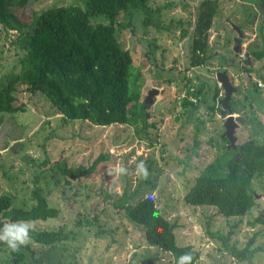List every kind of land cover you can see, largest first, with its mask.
<instances>
[{
    "label": "rangeland",
    "instance_id": "rangeland-1",
    "mask_svg": "<svg viewBox=\"0 0 264 264\" xmlns=\"http://www.w3.org/2000/svg\"><path fill=\"white\" fill-rule=\"evenodd\" d=\"M198 2L148 0V6L162 7V28L149 26L143 33L141 16L133 14L131 26L116 34L130 51L143 78L140 101L145 103L148 90L154 87V100L165 104L160 110L152 104L145 105L146 122L153 124L146 128L152 145L147 137H135L132 125L97 126L81 120L65 121L42 95L29 94L22 85H16L14 103L21 104L23 109L0 116V193L11 194L14 206H28L32 176L43 171L46 179L40 175L37 186L42 187L49 205L55 206L58 213L55 218L37 222L36 227L62 228L64 232L62 240L53 246L30 243L35 259L27 257L23 264H172L169 253L146 246L139 227L111 205L123 190L131 196L129 204L146 195L153 197L160 213L175 224L177 244H190L199 250L195 264H264V174L251 185L257 203L241 217H223L212 206H193L183 200L203 165L253 134L256 139L264 138V57L248 56V63L242 62L234 50L237 35L226 22L228 19L242 29L238 53L243 52L246 57L247 50L264 43V30L258 31L257 27L262 21L261 9L238 0H218L214 29L208 30L211 56L207 65L191 68L189 44L193 9ZM74 4L80 5L81 0H29L23 20L29 21L31 28L42 9ZM128 18L124 12L117 16L119 20ZM96 21L107 23L104 19ZM15 34L0 25V78L19 68L18 58L23 50L12 43ZM221 69L232 85L229 106L234 114L245 119L235 129L232 143L220 137L228 116L221 114V104L211 112L196 97L195 110L190 111L192 107H184L176 99L181 90L186 92L187 86L195 87L201 81L205 83L201 91L210 98L212 86H220L215 72ZM208 77L214 81H207ZM219 97L223 98L222 90ZM99 154L103 158L94 171L79 180L64 184L57 171L50 176V165L55 160L65 159L69 166H88ZM45 157L48 161L39 166ZM141 161L148 170L146 178L137 173ZM120 166L127 169L126 174L116 173ZM53 177L58 183L52 181ZM258 214L262 223L248 225ZM229 230L232 233L228 243L238 248L252 239L251 247L258 250L249 262L236 263L221 242L208 233L224 235ZM6 251L1 245L0 264L10 260Z\"/></svg>",
    "mask_w": 264,
    "mask_h": 264
},
{
    "label": "trees",
    "instance_id": "trees-1",
    "mask_svg": "<svg viewBox=\"0 0 264 264\" xmlns=\"http://www.w3.org/2000/svg\"><path fill=\"white\" fill-rule=\"evenodd\" d=\"M238 1L261 9L262 21L257 27L258 31L264 30V0ZM28 2L29 0H0V25L4 30L16 33L12 43L23 50L18 58V70L0 78V116L23 109L21 104L14 103L16 85L19 84L27 93H37L46 98L65 121L81 120L97 126L132 125L135 137H147L148 144L152 145L153 140L148 137L146 128L153 124L146 122V104L140 101L139 88L143 78L139 68L133 64L130 51L123 46L116 34L131 26L130 17L133 14L141 16L143 33L149 26L161 29L159 15L162 7H150L148 0H81L80 5H59L42 9L30 28L29 21L25 18L23 20ZM217 7L216 0H200L197 4L189 44L188 67L207 65L211 56L208 30ZM120 12L126 13L128 20L117 19ZM97 19H104L107 23L96 21ZM247 54L253 59L263 58L264 43L259 48L247 50ZM245 58L244 56L241 61L244 62ZM243 68L248 69L246 66ZM212 80L213 78H207L209 82ZM204 84L201 81L195 87H186L185 94L194 97L195 102L184 97L179 103L187 108L192 107L190 111H194L196 97H199L209 111L219 109V93L222 88L214 84L208 98V94L201 91ZM252 84L254 91H257L256 85ZM237 126L234 127V132ZM234 132L233 136H236ZM220 137L228 142L223 133ZM102 158L99 154L88 166H69L65 159L55 160L51 163L52 167L50 165V176L57 171L61 181L70 184L83 175L92 173ZM47 161L45 157L39 166L45 165ZM262 174L264 138L256 139L253 134L203 165L184 193L183 200L193 206H212L223 217H241L257 203L251 185ZM40 175L46 179L41 170L32 176L29 195L31 203L28 206H14L11 194L0 193V227L5 224L4 220L12 222L32 219L37 223L57 217L58 209L49 205L42 187L37 186ZM52 181L58 183L55 177ZM130 197L123 190L112 200L111 205L128 222L139 227L145 245L169 253L172 264H177L182 254L191 253L195 264L199 258V250L190 244H177L173 231L175 224L160 213L153 197L146 195L129 204L127 201ZM254 222L262 223V216L258 214L254 220L248 221V225H253ZM63 233L62 228L35 227V231L31 233V243L41 247L53 246L62 240ZM208 233L221 242L228 256L235 259L236 263L249 262L258 250L251 247L252 239H248L241 248L228 243L231 230L224 235L218 232ZM1 245L5 246L10 256L7 264H23L27 257L35 259L30 244L16 252H12L3 243Z\"/></svg>",
    "mask_w": 264,
    "mask_h": 264
},
{
    "label": "clouds",
    "instance_id": "clouds-1",
    "mask_svg": "<svg viewBox=\"0 0 264 264\" xmlns=\"http://www.w3.org/2000/svg\"><path fill=\"white\" fill-rule=\"evenodd\" d=\"M116 173L124 175L127 173V169L120 166L116 169ZM137 173L147 177L148 170L143 161L137 165ZM35 227L36 221L32 219H20L4 224L0 227V243L5 244L12 252L19 251L32 242L31 233L35 231ZM177 264H193V255L191 253L182 254L179 256Z\"/></svg>",
    "mask_w": 264,
    "mask_h": 264
},
{
    "label": "water",
    "instance_id": "water-1",
    "mask_svg": "<svg viewBox=\"0 0 264 264\" xmlns=\"http://www.w3.org/2000/svg\"><path fill=\"white\" fill-rule=\"evenodd\" d=\"M226 22L229 24L230 28L236 33L237 39H235V46L234 50L238 53L239 50V39L243 36L242 29L239 25L235 24L234 22L226 19ZM239 38V39H238ZM246 64L248 63V54L246 53L245 58ZM215 79L219 82L221 88L223 89V98L220 100V104L223 107V110L221 109V114H227L228 116L225 118V122H223L224 132L223 134L226 135V137L229 139V141L232 143L235 140V136H233L234 127L237 126L239 123H243L245 119L242 118V116L239 115H233L232 112L233 109L229 106V93L231 90V83L229 80V77L227 73L224 71H217L215 72ZM233 89L235 87L233 86ZM157 93L156 88H151L148 90L146 97H145V104L150 105L154 107L155 110H160V108L164 107V103H159L158 100H154V95ZM229 123V124H228ZM226 128V129H225Z\"/></svg>",
    "mask_w": 264,
    "mask_h": 264
},
{
    "label": "built area",
    "instance_id": "built-area-1",
    "mask_svg": "<svg viewBox=\"0 0 264 264\" xmlns=\"http://www.w3.org/2000/svg\"><path fill=\"white\" fill-rule=\"evenodd\" d=\"M238 56L240 57V59H243V58H244V54H243V52H240V53L238 54ZM258 84H260V83H258ZM184 97H186V98H187L188 100H190L191 102H195V101H196L194 97L189 96V95H186L185 92L183 91V92H180V93L176 96V99L178 100V103L180 102V99H182V98H184Z\"/></svg>",
    "mask_w": 264,
    "mask_h": 264
},
{
    "label": "crops",
    "instance_id": "crops-1",
    "mask_svg": "<svg viewBox=\"0 0 264 264\" xmlns=\"http://www.w3.org/2000/svg\"><path fill=\"white\" fill-rule=\"evenodd\" d=\"M199 1H200V0H199ZM216 1H217V4H219V3H218V0H216ZM197 4H198V3H197ZM197 4H196V5H197ZM196 5L194 6L193 12H194L195 9H196V8H195ZM228 5H229V3H228ZM167 6H168V5H166L165 7H167ZM229 6H230V5H229ZM169 8H172V6L169 7ZM217 9H218V7H217ZM194 15H195V14H194ZM192 21H193V20H192ZM224 22H225V21H224ZM225 23H226V22H225ZM190 24H191V23H190ZM226 24H227V23H226ZM214 25H215V17L212 18L211 26H210L209 30H213V29H214ZM216 32H217V31H216ZM216 32L213 31V33H215V34H216ZM190 41H191V38H190ZM208 41H209V40H208ZM185 90H186V89H185ZM183 91H184V90H183ZM183 91L181 90V92H183ZM234 113H235V112H234ZM234 113H233V115H236V114H234Z\"/></svg>",
    "mask_w": 264,
    "mask_h": 264
}]
</instances>
